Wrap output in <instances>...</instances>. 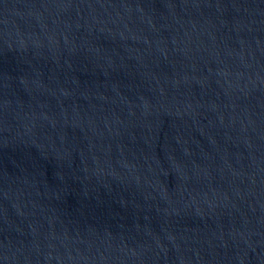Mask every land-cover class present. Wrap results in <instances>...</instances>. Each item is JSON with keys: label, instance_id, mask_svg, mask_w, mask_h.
<instances>
[{"label": "water", "instance_id": "water-1", "mask_svg": "<svg viewBox=\"0 0 264 264\" xmlns=\"http://www.w3.org/2000/svg\"><path fill=\"white\" fill-rule=\"evenodd\" d=\"M0 264H264V0H0Z\"/></svg>", "mask_w": 264, "mask_h": 264}]
</instances>
